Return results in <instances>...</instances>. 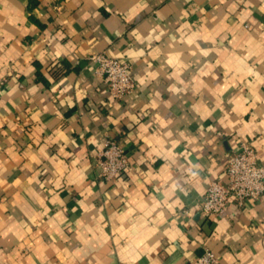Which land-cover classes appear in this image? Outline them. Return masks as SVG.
Listing matches in <instances>:
<instances>
[{
	"label": "crops",
	"instance_id": "obj_1",
	"mask_svg": "<svg viewBox=\"0 0 264 264\" xmlns=\"http://www.w3.org/2000/svg\"><path fill=\"white\" fill-rule=\"evenodd\" d=\"M0 74V264H264V195L200 210L241 143L264 165V0H0Z\"/></svg>",
	"mask_w": 264,
	"mask_h": 264
},
{
	"label": "built area",
	"instance_id": "obj_2",
	"mask_svg": "<svg viewBox=\"0 0 264 264\" xmlns=\"http://www.w3.org/2000/svg\"><path fill=\"white\" fill-rule=\"evenodd\" d=\"M96 65V73L103 77L110 95L122 100L136 88L132 76V65L125 60L95 54L90 57ZM7 80L0 74V96ZM101 177L112 181L121 176L129 162L123 147L110 140L99 153ZM226 180L212 181L203 196L200 210L208 216H218L229 205L231 199L237 205L246 200H257L264 195V165L259 162L257 152L248 144L241 143L235 148L226 165ZM187 213V212H185ZM191 264H221L217 255L210 249Z\"/></svg>",
	"mask_w": 264,
	"mask_h": 264
}]
</instances>
